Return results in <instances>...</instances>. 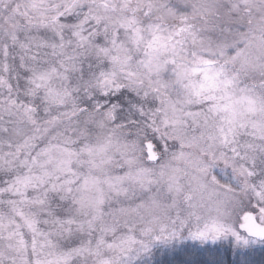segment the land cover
<instances>
[{
	"label": "snow or ice",
	"instance_id": "obj_1",
	"mask_svg": "<svg viewBox=\"0 0 264 264\" xmlns=\"http://www.w3.org/2000/svg\"><path fill=\"white\" fill-rule=\"evenodd\" d=\"M0 264H264V0H0Z\"/></svg>",
	"mask_w": 264,
	"mask_h": 264
}]
</instances>
